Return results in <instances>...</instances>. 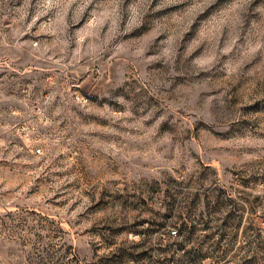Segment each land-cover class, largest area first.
<instances>
[{"label":"rangeland","instance_id":"rangeland-1","mask_svg":"<svg viewBox=\"0 0 264 264\" xmlns=\"http://www.w3.org/2000/svg\"><path fill=\"white\" fill-rule=\"evenodd\" d=\"M203 256L264 264V0H0V264Z\"/></svg>","mask_w":264,"mask_h":264},{"label":"trees","instance_id":"trees-1","mask_svg":"<svg viewBox=\"0 0 264 264\" xmlns=\"http://www.w3.org/2000/svg\"><path fill=\"white\" fill-rule=\"evenodd\" d=\"M166 228L168 230L167 234H169L168 235L169 237L166 235L168 238V241L165 243V245L168 247V250H166V252L180 253V251H184L183 248L184 246H186V243H187L186 237H187V234L189 233L188 225H186L185 222H182V219L180 216L174 215L171 217L170 222L166 225ZM173 229L176 230V233H175V236L172 237L171 231H173ZM143 238H144V241H149V237L148 238L143 237ZM173 257H177V256H173ZM204 262H205V257L203 256L199 259V261L196 264H205ZM178 264H183V263H181L180 261V263Z\"/></svg>","mask_w":264,"mask_h":264},{"label":"built area","instance_id":"built-area-1","mask_svg":"<svg viewBox=\"0 0 264 264\" xmlns=\"http://www.w3.org/2000/svg\"><path fill=\"white\" fill-rule=\"evenodd\" d=\"M41 151L40 150H38V153H40Z\"/></svg>","mask_w":264,"mask_h":264}]
</instances>
